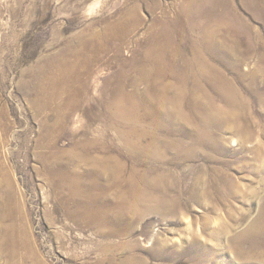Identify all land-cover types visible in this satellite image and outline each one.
<instances>
[{
    "label": "rangeland",
    "instance_id": "374dc122",
    "mask_svg": "<svg viewBox=\"0 0 264 264\" xmlns=\"http://www.w3.org/2000/svg\"><path fill=\"white\" fill-rule=\"evenodd\" d=\"M186 1L0 0V164L13 179L17 219L26 223L28 246L20 249L28 252L26 263L34 261L37 249L44 264H97L104 257L101 247L109 243L119 264L126 259L135 264H195L203 251L212 254L208 264L250 261L234 252L244 231L261 217L264 173L242 168L243 161L261 160L254 157L256 149L239 151L244 122L242 114L235 123L229 121L235 96L226 94L225 87L232 81L247 99L256 125L250 126L254 136L248 149L264 146V105L250 91L249 80L239 79L240 69L209 48L202 31L191 33L193 21L181 13ZM234 3L264 38V19L242 0ZM203 18L198 23L202 29L208 23ZM133 23L136 28L127 29ZM171 23L178 27L175 33H151L152 25L168 28ZM230 34L240 39L239 48H246L244 35L235 29ZM99 40L108 48L89 72L79 76L76 68L64 69L68 50ZM90 53L82 50L83 55ZM258 64L250 56L241 70H255ZM144 71L148 77L140 78ZM224 76L223 88L219 77ZM52 90L61 94L51 101ZM59 118L62 133L55 148L41 145L52 136V126H59ZM75 146L97 163L106 160L111 170L99 167L94 180L89 176L92 167L81 162L78 170L87 189L79 196L80 206L64 207L42 155L69 154ZM227 178L252 186L251 197L228 191ZM209 188L211 193L205 192ZM166 200L172 209H166ZM88 207L89 214L80 221L69 215ZM95 208L103 216L101 223L89 221ZM103 226L122 235L107 239L100 231ZM257 238L264 247L263 233L244 238L247 247Z\"/></svg>",
    "mask_w": 264,
    "mask_h": 264
},
{
    "label": "bare ground",
    "instance_id": "6f19581e",
    "mask_svg": "<svg viewBox=\"0 0 264 264\" xmlns=\"http://www.w3.org/2000/svg\"><path fill=\"white\" fill-rule=\"evenodd\" d=\"M242 1L245 3V5L248 8H250L253 11V13L256 16L264 19V0H242ZM185 6H187V7H185L187 9L186 10L183 9L181 11V13L183 14L185 11V13L189 17H191V19H192L193 26L190 29L191 33L194 34V33H197L198 31H202L203 35H205L206 39H208L206 41H208V43H209V48L212 50H215V52H218L219 54H221L222 57L225 58V59L224 58L223 59L226 61V64H228V65L234 64L240 69L239 79L243 80V81H245L247 79L249 80L250 91L253 94H255L256 98L258 100L262 101V103L264 105V92L263 93L260 92L262 88L264 89V38H263L261 32L257 29H253V27L250 25L249 21L243 15L240 14V12L237 10L238 8L236 7V5L234 3V0H187L185 3ZM189 6H191V7L188 8ZM182 14H180V15L182 16ZM180 15L178 17H176V19H178L180 17ZM203 17H208V23H207L206 28L202 29L200 26H198V23L201 22L202 19H204ZM135 19H136V21H139V18L137 17V15H136ZM203 21H205V20H203ZM194 24H196V25L194 26ZM133 25L127 24L126 27H127V29H135L137 24L133 23ZM130 26H132V27H130ZM161 28H159L158 24L152 25L151 33H153L154 35H158V33H159L161 35V34L166 33V32L167 33H175L178 30V27H175L174 24H172L171 26H168V28H165V27H163L162 29ZM234 29L238 31V34L241 37L244 35V39L246 40L245 41L246 42V48H244V49L239 48L238 44L240 43V39H234V38L232 39V37L230 36L231 35L230 31L234 30ZM219 36L224 37L223 40H221V38L219 39L220 43L218 41ZM107 46L108 45H106L105 43H102L101 40L96 41L94 43L86 41L85 43L82 44L81 48L79 47L78 49H74V50L71 48L72 46H70L71 50L70 51L68 50L67 61H64L66 63H63L62 65L64 66V69H66L67 71H70L71 69L73 70V68H76L77 69L76 73L79 76H81L84 72L90 71V69L92 68V63L94 62V60H96V58L99 59L101 54L104 53V51L108 48ZM155 47H156V45H155ZM83 49L89 50V52L91 51L90 55H88V56L83 55L82 54ZM156 49H159V48H153L151 50L155 51V52H159V53L162 52L160 50L156 51ZM250 56H255L257 58V61L259 64L257 65V67L253 68V69H255V68L256 69L255 70L249 69L248 71L241 70V67L245 63L246 59L248 60V58ZM233 58H234V60L231 61L230 59H233ZM255 65H256V63L253 64V66H255ZM63 66H62V68H63ZM262 66H263V68H262ZM76 69H74V70L76 71ZM144 72L145 73L141 74L140 78H147L148 77V72H146V71H144ZM260 72H262V73H260ZM68 74H70V72H68ZM69 76L71 77V75H68V77ZM226 77L224 76L223 77L224 79H222V77L221 78L219 77V80H221L220 86L223 85V88L225 87L224 82L225 83L227 82ZM75 78H77V77L75 76ZM125 78L126 77L123 76L122 80ZM154 79L156 80V82H158V80H160V77H158V78L154 77ZM231 86L233 87L232 81H231V84H229V88L225 87V90L227 92L226 94L235 96L234 98L232 97L234 99V100L233 99L232 100H233V102H235V104H233V105H235L236 107L233 108V110H231V112L229 113V116H230L229 121L235 123L234 121L236 120V117H238V119H240V116L242 114L241 118L244 122L243 123V130L240 131L241 132L240 133L241 138L240 137L239 138L241 139V142H240V145L238 146L239 151L242 150L241 152H244V151L246 152L247 150L249 151L252 148L256 149L257 152H256V155L254 157L261 160L260 163H255L254 161L252 162L249 160H246L244 162L242 160L243 161L242 168L244 170H249V171H254L255 169H257V171L261 170L262 173H264L263 172L264 171V146H257L256 145L257 148H255V146H252L250 149H248L249 148L248 141L250 140V137L254 136V134L251 131H249L250 126L253 124L255 125V123L251 122V117L249 116V111H248L247 99H245V97L241 95V92H238L237 88H236V90H237L236 91L234 89V87L232 88ZM197 90L198 91H196V94L202 95L201 90L200 89H197ZM48 94L50 96V100L52 101V100L56 99L58 96H60L61 91L60 90H52V91H49ZM78 101H79V99H78ZM73 105H75V104H73ZM227 118H226V121H227ZM226 121H225V123H226ZM56 124H58L59 126L54 125V126H52L53 130L52 131L50 130V132H52V136L49 135L47 137V140L44 141L41 145H44L46 147L47 146H53L55 148V142L60 137V135L62 133L61 132L62 130L60 131V129H61V126L63 125V119L62 118L57 119ZM230 130H231V128H230ZM218 139H220V138L218 137ZM215 142H217V141H215ZM61 152H62V156H61ZM69 152L70 153L68 154L65 151L63 152V150H61V151L56 152L55 154H53V153L46 154L45 153V156L42 155V159L44 160V163H45L46 174L49 177H51L53 179V181L56 182L57 188H58L56 195H57V198L61 197V199L63 200L62 203H63L64 207L65 206L68 207L70 205H79L80 206V201H81L80 198H82V197H79V196H81L83 188L85 190L87 189L86 187H83V182L81 180L82 176L79 173L80 171L78 170L79 166L81 165V162L84 164L90 165L92 167L90 169L89 176L94 180H96V178L99 176L100 169H101V171H105V172H107L108 170H111L110 167L108 166V164H105L106 160H105V162L99 161V163H97V160L95 162V159L92 156H89L88 154H84V155L81 154L78 147H76V146L73 147V149ZM64 153H65L66 158H65V156L63 157ZM248 156H249V154H248ZM244 157L246 158L247 156H244ZM71 164H74L75 166L71 167L70 166ZM96 164H97V166H96ZM99 167H100V169H99ZM223 174H224V172H223ZM203 175H205V174H203ZM203 175L201 174V176H203ZM216 177L217 178L215 180H218V179L220 180V175H217ZM197 178H200V177H197ZM200 179L202 180V178H200ZM227 180H228V182L227 183L225 182V183L227 186L226 189L228 191L233 192L235 194L241 192V195H243L244 197H246V198L251 197V191H253V190H251L252 186L243 185V184H239L237 182H233L231 180V178H229V179L227 178ZM261 180H262L261 189H264V176L261 177ZM197 182H198V180H197ZM95 186H94V189H95ZM210 188L208 190H206L205 192L211 193L212 190ZM258 191H257V193H260V191L259 192ZM15 192L16 191L14 190V187H13V179H12L10 173L8 172V170L5 167H3L0 164V196L5 195V197L2 196L5 199L4 200L2 199L3 201L0 204V264H28L25 262L26 255H28L26 253H28V252L26 250H24V251L20 250L21 247H22V249H23V247L25 249L26 246H28V242L26 241L28 233H25L27 228H23L24 224H26V223L23 224V223L19 222L20 221L19 218L17 219L16 214L19 210L17 212H16V210H17V205H18L19 201H18L17 196L15 195ZM90 192H92V191H90ZM155 193H157V192H155ZM207 195H206V197L209 198L210 196H207ZM208 198H206V199H208ZM162 199L165 200V198H162ZM92 202H93V200H92ZM164 202H166V204H167L166 209H169V208L172 209L173 208L172 207L173 204H171V202L169 200L168 201L166 200ZM83 204H85V203H83ZM160 204H162V203H160ZM86 205H88V203H86ZM81 207H82V205H81ZM161 207H163V206H161ZM86 210L87 211H85L84 209H79L74 214L69 213V215H71V218H72V216H74V218L77 219V221L78 220L80 221L82 217H85L86 215L89 214V207ZM97 210L98 209L95 208L94 213L91 212V219L89 220L95 224L98 221L101 223V220L103 218V216H100L101 218L99 217ZM259 210H260V216L261 217H259L258 219H254L255 221H253L249 225V228L244 231V237H242V239H241L242 242L240 244L238 243L237 248H235L234 254H236L237 257H239L241 259L243 258V259L250 260L248 262H245V261L241 262V264H253L254 263L253 260H262L264 262V247H260L258 245L261 243L260 241H258V238L255 241L249 242V247H247V244H245V242H247L246 239L250 240L251 236H253V235L255 236V234H258V235H260L262 233L264 234V218H263L264 217V199H263V203L261 204ZM22 216H24V215H22ZM20 217H21V215H20ZM83 224H86V223H83ZM93 228H94V226H93ZM100 231L104 233V236L107 239H110V237L112 235H115V234H121L122 235V232L114 231V230L109 229V228L104 227V226H103V229H100ZM241 233H243V232H241ZM123 234H124V232H123ZM218 235H219V237H221L223 235L222 231L218 232ZM244 238H246V239H244ZM32 241H30V242H32ZM159 244H160V242H158V245ZM262 245L264 246V244H262ZM160 246H163V245H160ZM101 248H102V253H103L104 257L99 259L97 261V264H119L116 262L115 255L111 252L112 245L110 243L103 245ZM197 249H199V248H197ZM27 250L30 251L31 249H27ZM204 250H205V248H204ZM34 252H36V257H35L34 261H32V262L30 261L31 262L30 264H44L43 260L37 254L38 250L36 249V250H34ZM198 256H199L198 262L196 261L197 260L196 259L195 264H208L207 262H209L210 259H212V257H211L212 254L209 255V253H206V251H203V253H200ZM123 263L124 264H135L137 262L132 261V259H126L121 264H123ZM142 263L143 262H139V264H142Z\"/></svg>",
    "mask_w": 264,
    "mask_h": 264
}]
</instances>
